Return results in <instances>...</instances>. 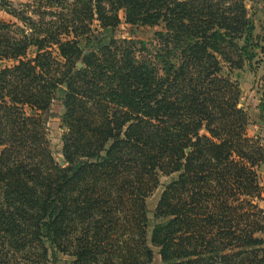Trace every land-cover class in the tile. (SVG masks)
<instances>
[{"label": "trees", "instance_id": "trees-1", "mask_svg": "<svg viewBox=\"0 0 264 264\" xmlns=\"http://www.w3.org/2000/svg\"><path fill=\"white\" fill-rule=\"evenodd\" d=\"M121 12L162 30L115 38ZM8 14L0 264H47L49 252L73 264H264V145L240 107L239 73L258 48L243 0H34ZM57 100L62 162L46 127Z\"/></svg>", "mask_w": 264, "mask_h": 264}, {"label": "rangeland", "instance_id": "rangeland-1", "mask_svg": "<svg viewBox=\"0 0 264 264\" xmlns=\"http://www.w3.org/2000/svg\"><path fill=\"white\" fill-rule=\"evenodd\" d=\"M72 1V0H71ZM33 4L34 0H0V21L15 22L16 20L8 13L13 10H22L23 6ZM248 18L254 25V44L258 45L255 49L257 58L252 66H247L239 73L238 78L242 96L240 107L244 108L250 115L252 125L248 128V134L251 137L261 139L264 145V114H260L259 105L264 98V0H243ZM124 13H120L122 19L121 24L113 31V35L118 39H136L141 41H151L157 31L162 30V26L155 28L135 27L126 24L123 20ZM19 25H21L19 23ZM262 49V51H261ZM8 65H11L9 63ZM80 66V64H79ZM64 107L61 101H55L51 108L50 118L46 127L48 129V140L51 152L58 162H62L63 134L62 117L64 115ZM169 179H162L164 185ZM163 185L147 200L149 218L153 220L154 211L157 207L160 195L164 189ZM264 210V202L260 203ZM51 251V250H50ZM73 257L63 254L49 252L47 264H73ZM153 264H161L158 254L155 255Z\"/></svg>", "mask_w": 264, "mask_h": 264}]
</instances>
